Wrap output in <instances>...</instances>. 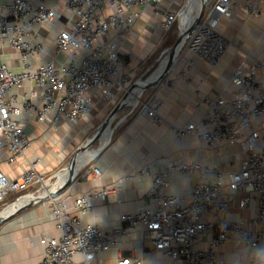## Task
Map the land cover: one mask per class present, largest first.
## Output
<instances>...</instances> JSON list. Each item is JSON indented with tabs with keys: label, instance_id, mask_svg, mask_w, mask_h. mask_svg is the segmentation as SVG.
Listing matches in <instances>:
<instances>
[{
	"label": "built area",
	"instance_id": "2783aa9c",
	"mask_svg": "<svg viewBox=\"0 0 264 264\" xmlns=\"http://www.w3.org/2000/svg\"><path fill=\"white\" fill-rule=\"evenodd\" d=\"M162 0H0V149L15 162L31 147L32 139L22 117L57 128L61 121L79 126L95 103L93 93H100L107 103L119 93L126 94L131 85L129 74L119 53L118 43L103 38L111 30L131 32L141 17L140 8H156ZM178 11L157 12L160 29L168 33L190 3ZM186 3V2H185ZM253 15L264 14V0L245 6ZM234 13L232 0H214L186 37L183 48L211 65H218L231 42L218 33L220 17ZM182 48V49H183ZM181 49V51H182ZM6 50L12 51L11 54ZM19 59L18 66L9 63L10 56ZM177 62V61H176ZM194 62L189 61L178 78L189 81ZM231 82L233 98L204 97L208 115L198 123L178 130V139L192 135L203 144L239 145L243 157L240 169L229 173L217 165L180 162L153 175L146 198L151 202L134 212L123 214L122 224L105 232L98 224H84L96 198H106L114 188L83 195L70 206L62 193L47 200L50 217L56 221L59 235L43 236L45 254L40 264H102L99 255L137 235L132 251L141 256L120 254L116 264H146L149 246L154 252L178 264H218L217 249L235 240L253 249L251 264H263L264 253V132L257 125L264 120V79L256 68L237 69ZM166 84L172 85L166 79ZM160 101L149 99L141 106L142 114L160 121ZM263 132V133H262ZM37 159L17 179L0 170V204L9 195L24 192L47 181L39 170ZM145 173H150L145 170ZM194 174L197 182L192 194H169L171 173ZM100 176L99 168L86 171ZM43 189V190H44ZM256 195V216L248 220L229 221L223 214L237 203L249 206ZM208 240L207 246L199 245ZM122 252V251H121ZM83 256L76 261L75 257Z\"/></svg>",
	"mask_w": 264,
	"mask_h": 264
},
{
	"label": "crops",
	"instance_id": "0c3cea01",
	"mask_svg": "<svg viewBox=\"0 0 264 264\" xmlns=\"http://www.w3.org/2000/svg\"><path fill=\"white\" fill-rule=\"evenodd\" d=\"M187 1L189 0H162L156 8L153 6L140 8L141 17L131 32L119 33L117 30H111L103 38V41L113 39L118 43L125 71L131 80L139 74L144 76L151 71V66L147 64L155 54L156 47L162 43L163 32L159 26L160 16L157 12L169 9L178 11L188 3ZM251 1L254 0H232L233 15L220 17L218 33L227 38L231 46L218 65H211L191 52H186L174 63L164 78L157 79L142 93L136 105L118 111L105 150L81 172L67 190L62 192L63 198L71 206L75 199L83 195L104 188H114L112 195L93 199L91 210L85 215L81 214L84 224H98L105 232L120 226L123 214L151 204L146 198V193L153 183V175L169 169L172 164L182 161L217 165L226 173L240 169L243 153L239 145L210 146L192 135H187L182 141L178 139L177 133L188 124L198 123L207 117L209 110L204 97H221L226 101L233 98L236 89L231 80L235 70L256 68L257 76L264 79V14L258 16L247 12L245 6ZM64 2L65 0H62V3ZM213 2L214 0H207L206 7H210ZM194 22L195 19L192 25ZM6 53L11 54L12 51L6 50ZM10 57L9 63L18 66V57L15 54ZM189 61L194 62V67L190 72L189 81H184L178 78V73ZM166 79L171 80L173 84H166ZM115 94H117L115 99L107 103L100 93H93L95 105L77 126L76 132L71 131L73 126L65 120L61 121L59 127L54 128L48 123L39 124L28 117H22L21 123L32 139L31 147L24 156L13 163L9 162V155L0 149V170L10 179H17L28 169L30 163L41 159L42 162L37 168L48 181L51 175L62 169V161L68 158L74 147H78L79 137L100 130L104 124V115L108 111H113L121 100L122 93L115 90ZM151 97L160 101L159 122L139 112L142 104ZM132 99L134 96L130 97V103L133 104ZM257 125L264 132V120H258ZM94 153L95 151L81 154L78 160L89 158ZM93 167L100 169V176L86 174V171ZM65 169L66 167L61 173ZM145 170L150 173H145ZM169 177L171 181L169 194L188 197L192 194L197 182L196 175L174 172ZM41 192L42 190L39 193ZM37 195L38 193L2 204L7 207L13 203L31 200ZM252 197L249 206L241 208L234 203L223 217L229 221L254 218L257 213L256 195ZM58 235L56 221L50 217L45 203L10 215L0 221V264H40L45 254L41 238ZM136 237L137 235L132 233L124 243H120V251L113 249L100 254L102 264H116L120 254L130 257L141 256L140 251H132ZM207 242L206 239L199 247L206 248ZM261 250L264 253V240ZM149 251V254L144 255L146 264H178L161 253L154 252L150 246ZM252 253L253 249L240 246L232 240L218 247V264H251ZM81 259L83 260L82 255L75 257L76 261Z\"/></svg>",
	"mask_w": 264,
	"mask_h": 264
},
{
	"label": "water",
	"instance_id": "95a60500",
	"mask_svg": "<svg viewBox=\"0 0 264 264\" xmlns=\"http://www.w3.org/2000/svg\"><path fill=\"white\" fill-rule=\"evenodd\" d=\"M206 4H207V0H200V7H199L198 11L194 10L191 13V14L197 15V17L195 19V23H198L201 20V18L203 17V15L205 13V9H206ZM193 27L194 26L186 27V25H185L184 28H181L180 36H179L178 42L176 44V47H175L169 61L167 62L168 64H166L162 73H160L155 78L156 73L160 69V67H159L144 82H142V83L137 82L134 85H132L130 87V89L127 91L126 95L114 107L113 111H111L110 115L105 120L103 126L98 131L97 136L100 137L101 143L99 144L97 152L92 157V159L83 167H78L77 160L71 161L70 165L62 173L66 177L64 179V181H60V175H59V177L54 182V184H52L50 187H47L46 189H44L41 193H38V195L36 197H34L33 199L8 205L2 211H0V221L4 220L5 218L9 217L10 215H13L16 213L19 214L20 212H23L25 210L33 208L34 206L42 204V203L46 202L47 200H49L54 195L60 194L64 190H67V187L72 184V182L81 174V172L85 168L89 167L96 159H98V157L105 150L107 144L109 143L108 142L107 144H103V139L105 137H107L109 131H111V128L113 127L112 126L113 120H114L115 116L117 115L118 111H120L121 109H123L125 107L136 105V104L130 103V101H129L131 94H133L135 91L138 90V91H140V93H143L157 79L164 78L165 74L173 67L174 63L176 62V60H177V58L181 52V49L183 48V45L185 43L186 36L189 34V32H191V29ZM187 29H188V32H187ZM186 33H187V35H186ZM139 100H140V96H139L138 102H139Z\"/></svg>",
	"mask_w": 264,
	"mask_h": 264
},
{
	"label": "rangeland",
	"instance_id": "374dc122",
	"mask_svg": "<svg viewBox=\"0 0 264 264\" xmlns=\"http://www.w3.org/2000/svg\"><path fill=\"white\" fill-rule=\"evenodd\" d=\"M181 25H182V23L179 20L172 27L170 32L162 34V37H161L162 43L160 44V46L156 47L155 54L153 55V57L149 60V62L147 64V65L151 66V71H149L144 76H141L140 74L138 76H136L135 79L131 80V85H134L137 82L138 83L144 82L155 70H157L159 67L163 66L164 64H167V62L169 61V59H170V57H171V55H172V53L176 47V44L178 42L180 32H181V28H182ZM187 32H188V29H187ZM186 35H187V33H186ZM186 52H187L186 49L183 48L176 61H178L181 57H183L184 53H186ZM128 61H130V59H128ZM147 65H146V67H147ZM125 95L126 94H122L121 99ZM110 113H111V111H108L104 115L103 122H105V120L110 115ZM103 122H102V124H103ZM71 131L76 132L77 126L71 127ZM97 135H98L97 131H92L87 136L79 137L78 147H74V149L72 150V153L68 156V158H66L65 160L62 161L61 166H63V167L65 166L67 168L70 165L71 161H73V160L78 161V158L81 154H84L86 152L96 151L99 147V144L101 143L99 140V136H97ZM63 167H62V169L58 170L55 174L51 175L48 178L49 183L47 181V187H50L52 184H54V182L57 180L59 175L62 174L61 171L65 168V167L64 168ZM43 189H44L43 186H38L36 189H31L29 191L13 193L7 198V200L3 204L5 205L6 203H10V202H14L16 200H21V199H25V198L34 196L35 194L39 193L40 190L43 191ZM3 204H0V211L5 208V206Z\"/></svg>",
	"mask_w": 264,
	"mask_h": 264
},
{
	"label": "bare ground",
	"instance_id": "6f19581e",
	"mask_svg": "<svg viewBox=\"0 0 264 264\" xmlns=\"http://www.w3.org/2000/svg\"><path fill=\"white\" fill-rule=\"evenodd\" d=\"M200 7V0H190V3L183 15V18H182V28L185 27H188L190 24H192L193 20L196 19L197 15L196 14H191L194 10L198 11ZM168 64V63H167ZM166 64H164L163 66L160 67L159 71L156 73L155 75V78L160 74L162 73V71L164 70ZM142 93H140V91H135L133 94H131V96H134V99H132L131 101L133 102V104H136L138 102V99H139V96L141 97ZM130 96V97H131ZM136 97V98H135ZM130 101V99H129ZM111 138V131H109L108 133V136L105 137L103 139V144H107L109 142ZM97 150L95 151V153L89 157V158H84V159H81V160H78V167H83L84 165H86L91 159L92 157L96 154ZM66 177L64 175H61L60 176V181H64ZM60 183V182H59Z\"/></svg>",
	"mask_w": 264,
	"mask_h": 264
},
{
	"label": "snow or ice",
	"instance_id": "6c2138e0",
	"mask_svg": "<svg viewBox=\"0 0 264 264\" xmlns=\"http://www.w3.org/2000/svg\"><path fill=\"white\" fill-rule=\"evenodd\" d=\"M124 264H127V262L125 261Z\"/></svg>",
	"mask_w": 264,
	"mask_h": 264
}]
</instances>
